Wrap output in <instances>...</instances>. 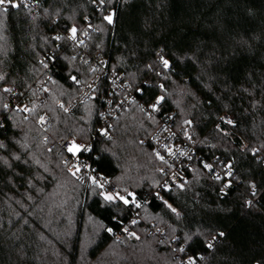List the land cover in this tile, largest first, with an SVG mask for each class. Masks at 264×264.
Masks as SVG:
<instances>
[{
	"label": "trees",
	"instance_id": "obj_1",
	"mask_svg": "<svg viewBox=\"0 0 264 264\" xmlns=\"http://www.w3.org/2000/svg\"><path fill=\"white\" fill-rule=\"evenodd\" d=\"M107 4L117 7L112 24L87 0H42L35 11H0V264H189L190 258L195 264H264V0ZM74 25L94 29L88 54L101 52L132 88L143 87L144 102L164 93L162 112L172 114L179 128L192 122L202 153L234 160L239 182L226 193L196 164L188 184L169 191L170 206L151 199L144 223L164 230L166 240L148 235L142 223L139 238L116 241L112 233L128 209L106 201L97 186H87L63 165L55 142L88 141L97 124L95 103L72 116L57 106L73 101L94 75L64 39L57 47L55 32ZM51 49L59 50L51 92L25 117L6 105L3 88L36 92L45 77L41 59ZM161 55L169 60L167 70ZM180 86L193 95H183ZM43 112L50 116L45 126L39 121ZM223 113L232 116L231 124L220 120ZM158 123L159 116H147L134 103L122 113L114 137L95 143L99 169L118 189L132 187L145 196L161 183L147 143ZM249 196L256 199L251 207ZM89 217L101 230L86 247ZM220 232L224 236L212 244ZM112 246L128 255L108 257Z\"/></svg>",
	"mask_w": 264,
	"mask_h": 264
},
{
	"label": "built area",
	"instance_id": "obj_2",
	"mask_svg": "<svg viewBox=\"0 0 264 264\" xmlns=\"http://www.w3.org/2000/svg\"><path fill=\"white\" fill-rule=\"evenodd\" d=\"M41 1L12 0L13 3L20 4L18 8L31 11H35L41 4ZM87 1L93 3L103 13V18L111 14L113 15V21H115L117 7L108 6V0H103V3L101 0ZM18 8L8 7V10ZM0 11H3L2 7H0ZM73 27L77 29L75 39L71 38L70 30ZM93 30V28H79L74 25L66 31H57L54 34L58 49L61 47L64 39L67 45L71 46L74 52L80 56L81 61L90 65L91 72L94 74L90 82L86 85H81V91L73 101L65 102L60 100L57 103L58 108L66 115L72 116L82 105L95 103L97 106V124L88 141L72 137L58 140L55 143L64 154L63 165L70 173L76 175L88 185L97 186L103 198L105 195H119L130 201L128 204H124L119 199L112 201L123 204L129 211L128 218L119 221L121 227L118 231L112 233L113 238L116 241L124 238H139L140 235L137 227L144 223L145 208L149 205L151 199L155 198L170 206L168 198L169 191L173 188L185 187L190 180L191 173L196 164H199L205 169L215 181L221 183L222 193H226L228 190L237 187L239 180L234 160H226L219 156L210 158L202 153L193 139L190 128H179L172 114L162 112L161 106L165 101L164 93H160L149 102H144L141 98L143 87L132 88L125 74L118 73L110 68L108 58L101 52L93 55L88 54L87 41ZM57 37L60 38L57 39ZM58 51L51 49L41 59V65L45 69V77L34 87L36 92L19 94L15 90L7 91L9 89L8 87L3 88L7 92V106H11L18 112L24 114L25 117L30 118L45 104L51 92L50 83L59 68L57 63ZM161 65L163 66L162 62ZM160 97H163V99H159ZM134 103H139L147 116H159V123L148 137L147 143L151 147L154 157L157 160L156 170L162 176V181L153 193L145 196H141L132 189L127 191L118 189L113 178L105 171L99 169V153L95 149V143L98 140H110L114 137L116 124L122 113ZM153 106H155V110ZM220 120L227 123L228 120L233 121V118L227 113H223L220 116ZM39 121L44 126L48 125L50 121L49 114L46 112L41 113L39 115ZM74 143L81 146V151L75 153L68 151V148ZM160 157H163V160ZM206 164L211 165V169L206 168ZM229 171L231 175H228ZM216 176H220V179H215ZM225 185L230 186L225 187ZM251 191L253 192V189ZM129 193H132L133 196H129ZM133 199L135 203H131ZM248 201H252L253 204L256 202V199L249 196ZM137 204L139 207L136 206ZM113 219L117 220L116 217ZM133 221H136V223H133ZM143 228L148 235L156 236L160 241L166 240L165 231L155 227L153 224L144 223ZM220 238L221 236L217 234L212 244L218 242ZM177 239L178 237H175L172 241Z\"/></svg>",
	"mask_w": 264,
	"mask_h": 264
},
{
	"label": "snow or ice",
	"instance_id": "obj_3",
	"mask_svg": "<svg viewBox=\"0 0 264 264\" xmlns=\"http://www.w3.org/2000/svg\"><path fill=\"white\" fill-rule=\"evenodd\" d=\"M101 2L103 3V0H101ZM5 5H7V7H5ZM0 7L3 8V11L7 12L8 7H11V8H18V7H20V4H18V3H13L12 0H0ZM104 19H105L109 24H112V23L114 22V21H113V15H111V14L105 16ZM70 31H71V38H72V39H75V38H76V32H77V29H76L75 27H73ZM85 34H87V33H85ZM59 38H60V37H57V39H59ZM81 43H83V41H81ZM160 61L162 62L163 67H164L165 69H167V68L170 67L169 60H168V59H165L163 55L160 56ZM159 99H163V97H160ZM158 102H159V100H158ZM5 107H7V106H5ZM153 108H154V110H155V106H153ZM227 123L231 124L232 121H231V120H228ZM0 127H3V125L0 124ZM3 147H4V144H3L2 142H0V148H3ZM84 150H87V149H84ZM68 151H69V152H73V153H75V152H79V151H81V146L76 145V144L74 143L71 147L68 148ZM182 154H183V153H182ZM17 159H19V158L17 157ZM160 159L163 160V157H160ZM5 163H7V161H5ZM205 167L211 169V165H207V164H206ZM229 167H230V166H229ZM228 175H231V172H230V171H229ZM215 179L219 180V179H220V176H216ZM94 183H95V181H94ZM101 186H102V185H101ZM229 186H230V185H225V187H229ZM252 187L255 188V185H253ZM255 194H256V193L253 192V195H255ZM128 195H129V196H133L132 193H129ZM157 195H159V194L157 193ZM104 199H105L106 201H109V202H111V201H113V200H115V199H119V200H122L124 204H128V203L130 202V201H129L128 199H126L125 197H123V196H119V195H117V196H113V195H105V196H104ZM131 203H135V200L133 199V200L131 201ZM247 204H248L249 207H251V206H252V201H248ZM136 206L139 207L138 204H137ZM173 211H175V209H173ZM133 223H136V221H133ZM108 231L111 232V229H108ZM125 231H127V229H125ZM133 235H134V234H133ZM219 236H221V237L224 236V233H223V232L219 233ZM213 239H215V237H213ZM207 247H208V248H212L213 245H212L211 243H209V244L207 245ZM179 251H184V249L181 248V249H179ZM189 264H195V261H194L192 258H190V259H189Z\"/></svg>",
	"mask_w": 264,
	"mask_h": 264
},
{
	"label": "rangeland",
	"instance_id": "obj_4",
	"mask_svg": "<svg viewBox=\"0 0 264 264\" xmlns=\"http://www.w3.org/2000/svg\"><path fill=\"white\" fill-rule=\"evenodd\" d=\"M181 88V91L183 92V95L184 94H188V95H191L190 91H188L184 86H180ZM193 95V93H192ZM191 95V96H192ZM189 125L187 127H190L192 122L190 121V123H188ZM76 138V137H75ZM258 150V148H256ZM69 172V171H68ZM150 174V173H149ZM87 186H92V185H88L86 184ZM124 189H122L121 191H127V190H134L132 187L130 189H128L127 187H123ZM154 220V219H153ZM87 233H86V237H85V242H84V245L87 247L89 246L91 243H92V239L97 232H99V230H101V225L93 220V218L89 217L87 218ZM141 236V232L139 234ZM134 239V238H132ZM130 239V240H132ZM148 248H149V245H146L144 246L142 249L145 251V252H148ZM108 254V257L112 258V257H118V258H123L124 256H127L128 255V250L124 249V248H119L117 246H112L111 249L107 252Z\"/></svg>",
	"mask_w": 264,
	"mask_h": 264
}]
</instances>
